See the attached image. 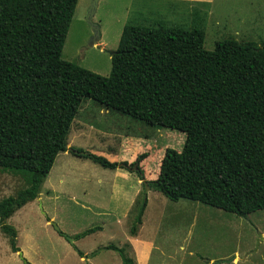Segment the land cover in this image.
Masks as SVG:
<instances>
[{
	"label": "trees",
	"instance_id": "1",
	"mask_svg": "<svg viewBox=\"0 0 264 264\" xmlns=\"http://www.w3.org/2000/svg\"><path fill=\"white\" fill-rule=\"evenodd\" d=\"M76 1L0 0V173L24 183L0 199V231L10 251H18L16 232L5 219L37 197L58 152L108 169L147 156L128 164L67 148L84 99L184 134L181 148H165L156 177L146 181L168 200L186 198L240 217L264 209V43L225 38L206 50L198 27L124 23L103 76L60 58ZM135 172L141 175L138 166ZM145 203L133 210L130 235ZM102 248L116 251L121 264L133 263L121 247Z\"/></svg>",
	"mask_w": 264,
	"mask_h": 264
},
{
	"label": "rangeland",
	"instance_id": "2",
	"mask_svg": "<svg viewBox=\"0 0 264 264\" xmlns=\"http://www.w3.org/2000/svg\"><path fill=\"white\" fill-rule=\"evenodd\" d=\"M90 1H76L60 58L103 76L110 70L107 51L116 48L124 23L162 21L187 29L198 27L203 30L206 50L225 38L264 43V0H209L194 3V8L184 1L97 0L90 20L98 29L97 43L102 48L98 49L87 45ZM105 110L84 99L69 125L67 148H81L128 164L137 155L147 154L134 163L141 169L140 176L132 165L121 168L132 171L128 176L133 180L141 177L140 200H146L133 242L128 233L132 214L123 211L126 200L110 199L105 187L112 170L69 151L58 152L40 184L39 201L22 206L5 220L16 230V244L24 260L9 251L0 231V264H121L116 251L102 248L107 244L121 247L132 261L140 252L142 259L132 264H264V209L240 217L186 198L170 201L147 182L144 198L143 181L156 177L164 149L179 150L184 134ZM76 123L82 127L76 129ZM23 187L19 176L0 173V199ZM125 189L126 194L132 192ZM96 225L101 228L72 238ZM73 247L84 252L81 257Z\"/></svg>",
	"mask_w": 264,
	"mask_h": 264
},
{
	"label": "crops",
	"instance_id": "3",
	"mask_svg": "<svg viewBox=\"0 0 264 264\" xmlns=\"http://www.w3.org/2000/svg\"><path fill=\"white\" fill-rule=\"evenodd\" d=\"M165 1H167L169 3H170V1H184V2H188L187 3L188 6H190L191 8H194V7H197L196 6L197 4H194V3H206L209 0H165ZM105 111H107V110H105ZM81 127H82V125L80 123H76L75 124V128L76 129H79ZM103 134L99 135V137L101 139L103 138V136H102ZM63 152H65V151H63ZM110 170H112V174L109 175L108 177H106L107 184L105 186L107 191H108V193L110 194L109 198L113 199L115 202H121L123 199H125L127 203H126V206L124 207L123 211L127 212L128 214H132L134 208L137 206V204L140 201V197L142 196V194H141V180H140V177L138 176L136 180H133V179H131V177H133V176H130V177L128 176L130 174V172H132V171H129V173H128V172H126L123 169L118 168V167H115L114 169H110ZM43 180H42V182H43ZM127 180H128L127 184L124 185V183ZM39 188H40V186H39ZM125 188L131 189L132 192L129 193V194H126L125 193L126 192ZM38 195H39V189H38ZM38 195H37V197L35 199H32V200H29V201L25 202L22 206H24V205H26V204H28V203H30L32 201L33 202L39 201V196ZM22 206H20L19 208H21ZM19 208H17V209H19ZM16 210H14L7 218H9ZM124 216L125 215H123V217ZM15 232H16V230H15ZM3 235H5V234H3ZM5 238H6V241H7V237H5ZM130 238H131L130 242L132 243L133 240L135 239V236L132 235ZM15 244H16V237H15ZM7 246H8V242H7ZM16 246H17V244H16ZM8 249H9V246H8ZM9 251H10V249H9ZM18 252L21 253V256L23 255L22 252L19 251V247H18V251H16L17 255H18ZM11 253L14 254L15 252H11ZM82 253H84V252H82ZM136 254H137L138 257H137V259L133 260L134 263H137V262L140 261V259H142V254L140 252H136ZM21 259H23V258H21Z\"/></svg>",
	"mask_w": 264,
	"mask_h": 264
},
{
	"label": "water",
	"instance_id": "4",
	"mask_svg": "<svg viewBox=\"0 0 264 264\" xmlns=\"http://www.w3.org/2000/svg\"><path fill=\"white\" fill-rule=\"evenodd\" d=\"M96 3H97V0H91L90 1V4L88 6V9H87V13H86V22L90 25L91 27V35L89 37V40L87 42V45L88 46H94L98 49H102L100 47V45L97 43V40H98V29H97V26L96 24L92 23L91 20H90V17L92 16L94 10H95V7H96ZM114 52V50L112 51H107V53L110 55H112ZM137 166L136 164H133L132 165V169H136ZM143 186H144V193H143V197L145 198V195H146V190L148 189V186H147V183L146 181H143ZM53 224V223H52ZM53 226L55 227V225L53 224ZM68 240L71 242L72 239L71 238H68ZM18 256L21 257V253L18 252ZM233 258V256H232ZM227 261V260H225ZM213 263V262H212Z\"/></svg>",
	"mask_w": 264,
	"mask_h": 264
}]
</instances>
